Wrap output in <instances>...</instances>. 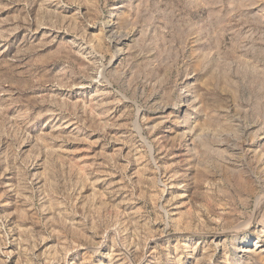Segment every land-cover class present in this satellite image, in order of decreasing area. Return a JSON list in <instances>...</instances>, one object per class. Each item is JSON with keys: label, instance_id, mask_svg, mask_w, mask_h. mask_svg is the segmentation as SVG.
Here are the masks:
<instances>
[{"label": "rangeland", "instance_id": "rangeland-1", "mask_svg": "<svg viewBox=\"0 0 264 264\" xmlns=\"http://www.w3.org/2000/svg\"><path fill=\"white\" fill-rule=\"evenodd\" d=\"M0 264H264V0H0Z\"/></svg>", "mask_w": 264, "mask_h": 264}, {"label": "bare ground", "instance_id": "bare-ground-1", "mask_svg": "<svg viewBox=\"0 0 264 264\" xmlns=\"http://www.w3.org/2000/svg\"><path fill=\"white\" fill-rule=\"evenodd\" d=\"M260 246L258 245V243H256L255 245H254V249L255 250H253V251H251V252H253L254 254H256L257 252H256V250L259 248ZM247 250V249H246ZM244 251V250H243ZM248 252H249V250H248Z\"/></svg>", "mask_w": 264, "mask_h": 264}]
</instances>
